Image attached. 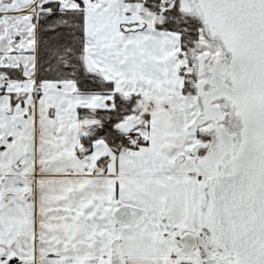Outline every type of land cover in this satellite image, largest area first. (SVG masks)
<instances>
[{
  "label": "snow or ice",
  "instance_id": "obj_1",
  "mask_svg": "<svg viewBox=\"0 0 264 264\" xmlns=\"http://www.w3.org/2000/svg\"><path fill=\"white\" fill-rule=\"evenodd\" d=\"M0 264H264V0H0Z\"/></svg>",
  "mask_w": 264,
  "mask_h": 264
}]
</instances>
